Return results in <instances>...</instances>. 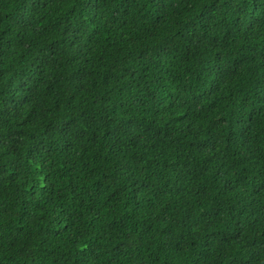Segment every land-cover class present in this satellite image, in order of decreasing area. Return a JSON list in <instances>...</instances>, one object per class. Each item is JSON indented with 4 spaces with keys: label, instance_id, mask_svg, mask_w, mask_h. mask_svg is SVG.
Masks as SVG:
<instances>
[{
    "label": "trees",
    "instance_id": "1",
    "mask_svg": "<svg viewBox=\"0 0 264 264\" xmlns=\"http://www.w3.org/2000/svg\"><path fill=\"white\" fill-rule=\"evenodd\" d=\"M0 264H264V0H0Z\"/></svg>",
    "mask_w": 264,
    "mask_h": 264
}]
</instances>
